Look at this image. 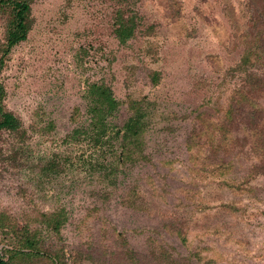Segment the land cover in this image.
I'll return each instance as SVG.
<instances>
[{
    "label": "rangeland",
    "instance_id": "obj_1",
    "mask_svg": "<svg viewBox=\"0 0 264 264\" xmlns=\"http://www.w3.org/2000/svg\"><path fill=\"white\" fill-rule=\"evenodd\" d=\"M125 1L33 0L28 38L7 56L4 104L24 134L1 133L0 217L40 228L43 252L19 264H264V119L236 108L245 80L230 72L251 0ZM121 8L138 20L126 44L115 36ZM10 18L0 6V57ZM100 81L123 101L117 124L134 91L151 101L139 160L117 184L92 166L112 149L98 152L83 132L86 90ZM54 159L59 171H46ZM61 208L57 231L45 216ZM2 230L0 250L15 243Z\"/></svg>",
    "mask_w": 264,
    "mask_h": 264
},
{
    "label": "trees",
    "instance_id": "obj_2",
    "mask_svg": "<svg viewBox=\"0 0 264 264\" xmlns=\"http://www.w3.org/2000/svg\"><path fill=\"white\" fill-rule=\"evenodd\" d=\"M118 1L121 4H126L125 0ZM247 2L249 3V0ZM32 3L33 0H0L1 8L9 9L11 14L7 24L6 40L1 48L0 74L6 65L8 54L16 45L28 38L33 23L31 19ZM249 4L252 7L251 20L254 23L252 27L240 36V44L244 46V53L239 62L231 67L230 72L233 76L239 78L241 76L245 80L243 86L236 87V98L239 100L237 103H244L236 108L240 110L244 118L251 116L249 120L255 123L257 120L264 119V107L258 108V101L255 99L261 96L264 97V83L263 85L260 83L263 81V78L260 77L264 73L256 71L260 57L264 58V5L260 6L254 0H251ZM137 22L135 11L127 16L125 9L121 8L118 10L115 21V36L119 43L126 44L134 37ZM102 51L105 53L104 50ZM105 56L108 59L107 55ZM150 76L154 83L157 84L160 74L153 72ZM137 93L138 91H134L126 101L129 110L132 111V115L120 125L114 121V118L117 116L123 101L115 96L112 86L104 81L89 83L85 95L88 100L87 114L89 115V123L86 127H77L74 131L75 136L73 137L81 140L80 132H82L84 127L85 130L83 132H87L86 138L91 137L89 139L90 145L99 148L98 152H103L104 154L106 149H112V161L106 162L107 159L101 161L98 158L99 162L97 164L90 165H99V169L104 168V175L109 176L114 184L119 182L120 173L124 174L125 169L121 170L123 165L125 167L128 161L139 160L135 159L134 154L137 150H142L146 142L144 135L147 130V120L145 118L151 113L146 109L149 107L147 103L151 101H147L146 96H136ZM256 94L257 97H255ZM5 97L6 88L0 79V137L4 131L19 133V135L23 132L24 134V131H21L23 128L22 121L11 110L6 108L4 104ZM232 112H229L228 117ZM262 129L264 130V126ZM90 161L91 159L87 160L89 163ZM57 165L60 166L59 160L54 159L45 165V170L57 172L59 171ZM64 216V209L61 208L57 213L48 215V217L45 216V218H47L46 222L51 227L59 231L65 219ZM4 227L15 229L9 234L11 230H6ZM0 228L3 229L1 233H5L6 237L11 239V242H15L14 244L11 243V247L8 246L0 250V264H19L43 254L40 247V228H33L30 225L22 228L13 227L6 213L0 217Z\"/></svg>",
    "mask_w": 264,
    "mask_h": 264
}]
</instances>
